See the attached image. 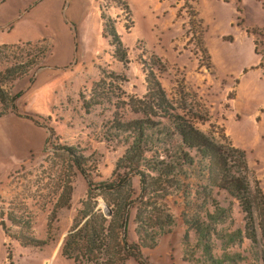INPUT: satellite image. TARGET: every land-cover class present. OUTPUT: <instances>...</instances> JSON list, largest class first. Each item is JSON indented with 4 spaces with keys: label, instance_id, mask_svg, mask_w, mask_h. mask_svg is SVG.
I'll list each match as a JSON object with an SVG mask.
<instances>
[{
    "label": "rangeland",
    "instance_id": "obj_1",
    "mask_svg": "<svg viewBox=\"0 0 264 264\" xmlns=\"http://www.w3.org/2000/svg\"><path fill=\"white\" fill-rule=\"evenodd\" d=\"M99 1L47 4L28 15L30 23L25 17L14 28V34L33 35L34 41L43 40L49 45V52L36 68L10 81L9 91L20 96L24 87H30L35 71L41 66L56 72L50 84L52 92L42 95L47 101L39 100L35 112L42 117L41 123L53 128L54 136L43 151L16 164L12 175L7 177L8 173L0 182V211L6 214L15 206L21 207L23 220L31 219L33 236L47 239L48 243L41 247L22 246L15 239L5 237L0 227V264H93L85 260L81 263L75 254L61 252L68 233L79 223L87 184L76 174L69 206L51 215L53 188L67 180L68 172L63 150L54 147L73 146L90 156L93 181L111 179L123 147L116 139L109 144L102 140L103 128L113 117L127 120L134 115V108L141 109L147 86L154 81L176 112L187 116L198 112L206 117L205 121H194L201 132L225 149L234 147L244 151L242 172L250 197L258 208L259 198L254 199L258 189L261 194L258 196L264 202V70L259 66L264 57L260 49L264 47V0H243L246 5L243 15L236 10L238 0H126L128 9L105 0L104 10L112 18L125 48L126 59L122 61L114 56L110 36L103 32ZM252 25L259 27V32ZM21 54L11 51L1 54L0 70L23 59L25 53ZM154 58L159 59L163 69L157 68ZM152 106L159 114L160 109ZM253 111L263 116L261 128L251 114ZM48 116L49 119H44ZM42 128L45 143L48 130ZM168 132L169 129L162 135L163 142H159L156 153L165 161L174 154V136ZM22 133L25 135L23 130ZM233 165L240 171L237 160ZM184 168L177 177L179 188L169 187L173 194L164 201L175 218L173 227L155 248L141 250L149 264H188L183 260L184 251L193 243L194 236L179 216L181 211L192 214L193 207L202 202L207 174L200 172L198 159ZM219 201L226 207V198L220 196ZM111 207L98 196L96 210L109 217L106 211ZM133 215L134 209L130 210L126 225L128 242L135 239ZM4 221L9 224L6 218ZM83 221L80 219L79 225ZM255 221L259 227L261 219ZM243 224L233 202L224 226L234 230ZM259 231L257 228L258 235ZM249 244L244 240L223 249L216 241L212 243V253L219 257L224 250L238 252L246 258L237 259L234 264H260L258 247L254 249V257L248 250ZM199 257L200 253L196 258ZM124 264L139 263L129 258ZM190 264L210 263L194 259Z\"/></svg>",
    "mask_w": 264,
    "mask_h": 264
},
{
    "label": "trees",
    "instance_id": "obj_2",
    "mask_svg": "<svg viewBox=\"0 0 264 264\" xmlns=\"http://www.w3.org/2000/svg\"><path fill=\"white\" fill-rule=\"evenodd\" d=\"M111 2L128 9L126 0ZM104 5L105 0L99 1L103 32L110 36L114 56L120 61L125 60V48L112 18L104 10ZM23 47L28 49L24 50ZM49 49V45L43 40L0 44V55L9 51L12 54L17 53L18 56L25 53L23 59L0 70V117L10 113L17 114L47 128L44 148L52 141L53 128L41 123V116L18 113L16 100L19 95L10 93L9 83L15 77L26 75L31 68H36ZM154 59L157 61L154 63L157 68L163 69L159 59ZM144 100L143 107L137 110L134 108V115L129 119L123 120L122 116L113 117L103 128L102 140L109 144L116 139L123 147L122 154L115 162L111 179L93 181L90 156L78 152L73 146L54 147L63 150L68 172L67 180L61 186L58 183L56 188H53L51 198L55 200L51 215L69 206L73 193L72 182L76 174L87 184L86 198L82 201L79 211V223L73 225L74 231L68 233L65 238L61 247L62 254H75L81 263L85 260L93 264H124L127 259L133 258L139 264H149L147 259L143 258L141 250L155 248L160 238L169 233L175 223V218L164 203L167 196L173 194L169 187L176 185L174 189L177 190V177L184 172V165L192 166L198 159L199 170L202 174H207V182L201 193L202 202L197 208L193 207L192 214L181 211L179 216L194 236L193 243L185 248L184 262L190 264L196 259L210 264H234L237 259L246 258L245 254L224 250L221 256L217 257L212 253V243L219 241L220 246L225 249L231 243L247 240L250 243L248 250L255 257L254 249L258 247L257 260L264 264V202L258 196L261 195L258 189L255 190L254 199L259 198L256 202L259 209L254 206V200L250 197V188L242 172L244 151L234 147L225 149L224 145L201 132L194 121L202 122L206 117L198 112H192L191 116L176 112L156 81L147 86ZM152 105L160 109L159 114L153 110ZM49 118L48 116L44 119ZM167 129L168 134L174 136V154L169 161L156 156L157 146L159 142H163L162 135ZM236 160L239 162L240 171L234 169L233 162ZM12 172L13 170L7 177L12 175ZM55 173L57 174L56 171ZM100 195L106 205H112L109 217L95 209ZM220 196L227 199L226 207L221 205ZM233 202L236 203L244 224L229 230L224 223ZM187 206H191L189 202ZM132 209L135 239L128 242L126 233L125 239L122 234L126 213L128 221ZM23 215L19 206L13 207L6 214L0 211V227L5 237L15 239L22 246L46 245L47 239L33 236L30 232L31 219L23 220ZM5 218L9 224H6ZM80 219L84 220L81 225ZM255 219H261L259 227ZM11 226H16L17 229H12ZM257 228L260 230L259 235ZM199 253L200 257L196 258ZM100 257L103 258L102 261H99Z\"/></svg>",
    "mask_w": 264,
    "mask_h": 264
},
{
    "label": "crops",
    "instance_id": "obj_3",
    "mask_svg": "<svg viewBox=\"0 0 264 264\" xmlns=\"http://www.w3.org/2000/svg\"><path fill=\"white\" fill-rule=\"evenodd\" d=\"M65 1L66 0H0V44L34 41L33 35L13 33L14 28L20 19H24L26 17L27 21L30 23L31 20H29L28 15L33 13L35 10H38L47 4L60 5ZM70 1L74 2L75 0ZM237 2V6L239 7H236V10L238 12L240 10V15L245 14V3L243 0H238ZM22 8H25V11L19 17L18 15L20 14ZM199 13L202 15L200 11ZM240 24H243V19ZM252 27L254 26L252 25ZM258 28L259 27L256 26L254 27V30L259 32ZM260 49L264 51V47H261ZM263 60L264 57L260 59L259 63V66L262 70H264ZM251 67L253 69L257 68V66ZM49 69L50 68L45 66L37 68L35 71V76L31 79V83L29 84L30 87L26 86L23 90H21L22 93L16 100L19 109L18 113L21 115L23 112L37 114L35 113L38 110V105H36V103L39 100L42 103L47 101V98L42 95H47L49 92H52L53 86L50 84L57 76L55 75L56 72L50 71ZM245 71L246 70L243 72ZM261 107L259 109V113L263 111ZM259 113L253 111L251 114L255 117V120L258 122V126L261 128L263 126L261 124L263 116L258 115ZM40 126L41 125L34 124L30 120L17 114L10 113L6 116L0 117V182L12 169L15 168L16 164L25 161L30 155L36 154L44 148L46 144L43 143L45 132L42 128L43 126ZM22 130L24 131L25 135L22 133Z\"/></svg>",
    "mask_w": 264,
    "mask_h": 264
},
{
    "label": "water",
    "instance_id": "obj_4",
    "mask_svg": "<svg viewBox=\"0 0 264 264\" xmlns=\"http://www.w3.org/2000/svg\"><path fill=\"white\" fill-rule=\"evenodd\" d=\"M110 212H111V210L110 209H108L107 211H106V214L107 215H110ZM126 225H127V213H126V216H125V224H124V226H123V234H122V236H123V239H125L124 237H125V231H126Z\"/></svg>",
    "mask_w": 264,
    "mask_h": 264
}]
</instances>
